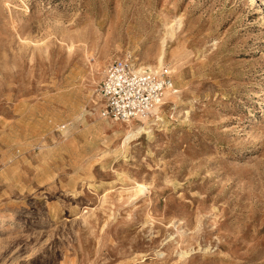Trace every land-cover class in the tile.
<instances>
[{
  "label": "rangeland",
  "instance_id": "1",
  "mask_svg": "<svg viewBox=\"0 0 264 264\" xmlns=\"http://www.w3.org/2000/svg\"><path fill=\"white\" fill-rule=\"evenodd\" d=\"M123 57L173 72L147 124ZM0 264H264V0H0Z\"/></svg>",
  "mask_w": 264,
  "mask_h": 264
},
{
  "label": "built area",
  "instance_id": "2",
  "mask_svg": "<svg viewBox=\"0 0 264 264\" xmlns=\"http://www.w3.org/2000/svg\"><path fill=\"white\" fill-rule=\"evenodd\" d=\"M173 90L169 66L137 70L127 57L114 59L97 88L102 101L100 115L114 121L148 118L162 103L165 93Z\"/></svg>",
  "mask_w": 264,
  "mask_h": 264
},
{
  "label": "bare ground",
  "instance_id": "3",
  "mask_svg": "<svg viewBox=\"0 0 264 264\" xmlns=\"http://www.w3.org/2000/svg\"><path fill=\"white\" fill-rule=\"evenodd\" d=\"M158 63L162 65V57L159 58ZM158 109H154V113H157ZM157 118V117H156ZM132 121V120H129ZM143 121L145 122V124H147L146 122V118L143 119ZM128 122V121H127ZM146 129V126H138L135 130V132H130V134L128 135V139L131 137H134L135 135H137L138 133L144 132ZM127 137V136H126Z\"/></svg>",
  "mask_w": 264,
  "mask_h": 264
}]
</instances>
